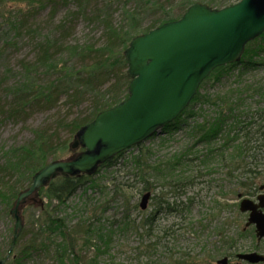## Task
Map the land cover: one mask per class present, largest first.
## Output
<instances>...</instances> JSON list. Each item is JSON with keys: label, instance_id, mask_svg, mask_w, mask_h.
I'll use <instances>...</instances> for the list:
<instances>
[{"label": "rangeland", "instance_id": "374dc122", "mask_svg": "<svg viewBox=\"0 0 264 264\" xmlns=\"http://www.w3.org/2000/svg\"><path fill=\"white\" fill-rule=\"evenodd\" d=\"M108 1L99 0L101 9L106 7ZM147 1L145 0L146 6L133 2L126 9L146 8ZM162 3L166 4L167 0ZM112 6L110 11H105L110 23L115 27H128L124 19L123 1ZM77 11V6L73 4L61 5L58 9V0H0V164L4 162L5 153L18 150L20 146H28L42 134L51 136L59 133V137L61 136V141L58 140L59 146L54 152L56 158L46 165L55 161L71 160L81 153L80 148L77 149L79 151L70 149L73 137L70 136L68 126L79 115L89 113L88 101L80 109L62 102L51 112H37L26 123L23 122L24 117L18 121L9 119L7 115L12 99L9 97L12 95L9 94L10 89L24 84V67L29 66L36 58L38 45L44 38L57 39L58 23ZM90 15L81 18L73 16L75 19L72 17L67 20L68 32L64 38L66 46L101 41L105 27L101 21L94 20ZM140 15L145 18L143 29L150 24L148 20L157 18L145 13ZM55 59L57 62L58 59L63 61L65 56L58 58L57 55ZM261 59L264 61V53L254 58L258 63H263L257 64L255 69L243 71L241 66L219 82L212 80L203 84L200 93L203 95L202 99H208L204 104L193 107L197 116L188 119V124L175 133L163 132L147 141L141 152V169L131 164L140 151L130 150L119 159L115 170L107 173L102 171L97 175V182L102 189L88 190L86 194L81 189L65 206H53L50 213L66 219L70 233L76 231L77 227H83L82 232L85 233L90 223L102 226L105 233H112L111 239L104 238L108 243L98 240L93 241L94 246L89 244L82 248L83 243H86V233L83 235L78 230L79 235L76 237L80 243L78 254L82 264H172L175 260L187 261V264H217L224 257L229 258L230 264H246L233 255L257 252L264 256V241L257 243L252 234L247 235L248 230L244 232L247 215L240 212L239 200L246 196V192L242 189L245 186L240 185L242 179L239 173L234 172L229 158L224 161L221 156L216 155L203 158L209 146L195 144L189 130V127L203 124L205 120L215 116L216 109L208 103L210 99L231 100L233 97L240 104L245 102L241 106L242 111L263 109L264 98L258 95L253 97L251 92L252 89L264 86V62ZM38 79L44 78L38 76ZM64 142L67 143V151L58 154V148ZM220 146L221 142L215 144L216 150L224 152L220 151ZM229 149L226 156L232 153L231 146ZM198 155L201 161L197 160ZM175 156L181 157V164L176 171L168 173L162 169L161 173L167 179L156 177V173L150 168L159 164L163 167ZM114 178L123 184L124 192L120 195L113 192ZM178 180L184 186L176 185ZM14 182L15 179L11 184ZM256 182L258 186L264 184L260 179ZM148 186L151 188L146 191L145 187ZM148 192L151 193L148 209L142 211L141 198ZM162 197L172 205L177 204L178 212L159 213L152 235H146L141 228L138 231L136 226L157 209V202ZM42 198L40 195L35 196L38 204L46 209L47 202ZM34 203L29 201L21 210L24 223L22 233L27 232L26 238L29 241L35 239L37 244L43 242L46 245L39 247L30 264H58L55 259V246L58 242L52 237L48 239L53 243L46 241V237L34 235V221L41 216L39 206L28 208L29 205L34 206ZM126 216L130 221H124ZM114 221L117 223L114 224ZM13 229L14 221L9 216L6 217L0 205V254L7 259L10 256L7 264L21 251L14 248L8 255ZM168 229L174 231L173 236L165 235V230ZM240 232L247 236L240 237ZM230 239L236 241V246L229 250L224 242ZM97 247L101 250L98 251Z\"/></svg>", "mask_w": 264, "mask_h": 264}, {"label": "trees", "instance_id": "16d2710c", "mask_svg": "<svg viewBox=\"0 0 264 264\" xmlns=\"http://www.w3.org/2000/svg\"><path fill=\"white\" fill-rule=\"evenodd\" d=\"M122 1L125 7L123 9L124 19L128 23L126 28L115 27L108 20V14H105V11H110L113 7L112 5ZM239 1L167 0L165 4L162 3L163 0H148L146 8L140 7L139 9L136 7L131 10L126 9L127 6H131L133 2L137 5L146 6L145 0H109L103 9H101L102 5L99 0H58V9L61 5L69 6L73 4L77 6L78 11L58 23L57 39L44 38L41 44L38 45L36 58L29 66L24 67V84L10 89L9 94L12 95H8L12 99L7 108L8 118L20 121L24 117L23 122L26 123L37 112H51L59 107L62 102L75 105L76 108L80 109L88 101L90 103L89 113L87 115H79L68 126L70 136L74 138L79 130L91 123L98 114L114 108L128 98L131 79L127 75L128 65L124 57V51L135 37L147 34L166 23L181 19L187 10L196 3L208 5L213 9H223ZM140 13L157 18L148 20L150 24L143 29V20L145 18ZM87 14H91L94 20L101 21V24L104 25L105 32L101 41L93 42L92 44L83 43L66 46L64 38L68 32L67 20L73 16H76V18L86 17ZM72 19H75V17ZM262 53H264V35L247 45L241 63L216 69L203 84L212 80L219 82L241 66L244 69L243 71H248L255 69L258 66L257 64L263 65V63L261 64L254 60L255 57H259ZM57 55L58 58L65 56V59L63 61L58 59L57 62L55 59ZM261 61L263 60L261 59ZM38 76L44 79L40 80ZM202 85L190 107L178 120L163 130L166 134L181 130L183 125L188 124V119H194L197 116L193 107L196 104H204L208 99H202L203 95L200 93ZM104 91L105 93H103ZM251 92L253 97L258 95L264 98V86L252 89ZM208 103L212 104L216 109L215 116L205 120L203 124L189 127L195 144L209 146L203 158L206 157L208 159L214 155L221 156L223 161L229 158L230 163L234 166V172H238L242 179L241 187L245 186L242 189L245 190L246 194L255 195L259 190L256 180L264 181V107L253 112L251 110L242 111L241 106H244L245 102L240 104L238 99L233 97L231 100L222 98L210 99ZM58 140L59 142L61 141L59 133L51 136L42 134L28 146H20L18 150H11L3 155L4 162L0 164V205L6 217L9 216L13 220L11 210L19 194L31 186L33 177L38 171L50 160L56 158V153L54 152L59 146ZM218 142H221L220 151L224 152L216 150L215 144ZM143 145L134 148L139 150L140 154L131 161V164L133 163L140 169L143 166V154L141 153ZM230 146L232 153L226 156L228 155L226 151L230 150ZM67 147V143L64 142L63 146L58 148V154L62 151H67ZM125 153L119 154L116 158L102 165L95 176H60L56 178L38 193L43 197V200H46V209H43L38 203H34V206L29 205L30 207L28 208L32 209L39 206L41 211L40 219L34 221V235L46 237V241L50 242L52 241L48 238L52 237L58 242L55 246L57 248L55 259L58 264H82L80 261L81 256L78 254L80 243L76 237L79 235V231L83 235L86 233L84 236L86 243H83L82 248L89 244L94 246L93 241L96 242L98 240L108 243L104 238L108 237L111 239L112 233H105L102 226H94L92 223L87 226L85 233L82 232L83 227H77L76 231L70 233L66 219L55 217L50 213L53 206H65L81 189L84 190L85 194L88 190L100 189L101 185L97 182V175L99 176L102 171L107 173L110 170H115L119 164V159ZM199 155L197 160L201 161ZM1 161L2 159H0V163ZM180 164L181 157L177 158L175 156L163 167L159 164L150 169L156 173V177L167 179L161 173V170L173 173ZM13 179L16 182L11 184ZM112 181L113 192L116 195L117 193L120 195L122 191L124 192L122 183L117 182L116 178L112 179ZM177 182L176 185L182 186L184 184L181 180ZM171 184L169 183V185ZM190 184L192 185V183ZM150 188L151 186L145 187V190L149 191ZM178 208L177 204L172 205L162 197L157 202V209L144 218L136 226V229L139 231L141 228L146 235H152L158 221V214L162 212L168 214L176 213ZM126 220L130 221L128 216L124 218L125 222H127ZM113 223L116 224L117 221ZM173 232L170 229L165 230V235L171 237ZM248 233L255 238L254 229H248L247 235ZM26 234L27 232L20 234L16 244H14L13 229L8 255L14 251V248L21 249V251L8 264H30L32 258L38 253L39 247H45L46 244L43 242L37 244L38 242L35 239L29 241L26 238ZM245 235L243 232L239 234L240 237ZM224 243L228 245L229 250L236 246L234 239ZM97 250L100 251L101 248L97 247ZM233 256L235 257L236 254ZM5 257L0 254V261L6 259L7 264L10 256L8 259ZM172 264H187V261L175 260Z\"/></svg>", "mask_w": 264, "mask_h": 264}, {"label": "water", "instance_id": "95a60500", "mask_svg": "<svg viewBox=\"0 0 264 264\" xmlns=\"http://www.w3.org/2000/svg\"><path fill=\"white\" fill-rule=\"evenodd\" d=\"M263 34L264 0H241L220 10L196 3L181 19L135 37L124 51L131 79L128 98L79 130L70 148L83 152L68 161L52 162L34 175L11 210L13 243L24 228L22 208L29 201L36 203L42 188L59 176H93L107 161L160 135L190 106L216 69L240 63L246 46ZM150 199V192L142 197V211ZM239 210L248 214L246 228L254 226L258 241L264 240V194L257 202L242 199ZM237 258L249 264L264 263L258 253ZM218 264H229V258Z\"/></svg>", "mask_w": 264, "mask_h": 264}, {"label": "flooded vegetation", "instance_id": "af4514ba", "mask_svg": "<svg viewBox=\"0 0 264 264\" xmlns=\"http://www.w3.org/2000/svg\"><path fill=\"white\" fill-rule=\"evenodd\" d=\"M264 187V184H260V186H259V190H258V192H256V194L255 195H251V194H246V196L245 197H243V198H247V199H251V200H255V201H257V199H258V197L260 196V195H263L264 194V189H262ZM248 216V215H247ZM247 229H255V227L254 226H250V227H248ZM244 231H246V229H244Z\"/></svg>", "mask_w": 264, "mask_h": 264}]
</instances>
